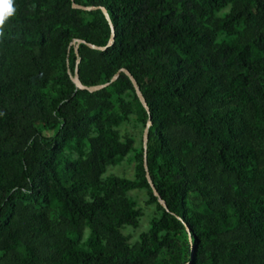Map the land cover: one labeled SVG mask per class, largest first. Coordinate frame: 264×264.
<instances>
[{
  "label": "trees",
  "instance_id": "1",
  "mask_svg": "<svg viewBox=\"0 0 264 264\" xmlns=\"http://www.w3.org/2000/svg\"><path fill=\"white\" fill-rule=\"evenodd\" d=\"M73 2L106 8L111 46L76 54V39L105 46L112 31ZM14 6L0 37V264H264V0ZM76 66L86 86L127 69L149 112L124 72L91 92ZM149 119L167 209L146 177ZM132 150V178L104 175ZM132 190L155 207L134 242L121 231L143 215Z\"/></svg>",
  "mask_w": 264,
  "mask_h": 264
},
{
  "label": "rangeland",
  "instance_id": "2",
  "mask_svg": "<svg viewBox=\"0 0 264 264\" xmlns=\"http://www.w3.org/2000/svg\"><path fill=\"white\" fill-rule=\"evenodd\" d=\"M224 9L222 12H224ZM141 131L142 128L140 126H134L133 124H124L121 127V132L124 133H130L131 136L134 138V146L137 147L140 144L141 140ZM133 155V150L129 152V154L122 160L121 163L116 165H110L107 167L105 174H115L119 176H124L128 178L133 177V165L132 163H129L131 160V157ZM129 194L137 201V206L140 207L143 211V215L140 218V222L138 227L134 228L130 225H125L122 227L121 231L125 235H129L130 242H134L138 239V236L141 232L146 231L150 226V220L154 216V205L146 204L147 195L145 191L142 190H132L129 192Z\"/></svg>",
  "mask_w": 264,
  "mask_h": 264
},
{
  "label": "water",
  "instance_id": "3",
  "mask_svg": "<svg viewBox=\"0 0 264 264\" xmlns=\"http://www.w3.org/2000/svg\"><path fill=\"white\" fill-rule=\"evenodd\" d=\"M73 1V0H72ZM72 7L73 8H78V9H82V10H92V9H96V8H100L106 19L108 20L110 26H111V37L108 41V43L105 45V46H97V45H94V44H91V43H87L85 42L84 40L82 39H76L75 42V52L76 54H78V44L79 43H86L90 48H93V49H98V50H105L107 49L109 46H111L113 44V41H114V26L110 20V16L106 10L105 7H94V6H83V5H79V4H76V3H72ZM79 62V59H77V62H76V65L77 63ZM121 72H124L126 75H128V77L130 78L133 86H134V89H135V92H136V95L137 97L139 98L140 102L143 104V106L145 107V109L149 112V107L147 105V102L137 84V81L136 79L133 77V75L125 68H121L119 69L115 74L114 76L111 78V80L109 82H106V83H103V84H98V85H91V86H86L84 85L80 79H79V74H78V69H77V66H76V69H75V73L74 75L72 76V81L74 82L75 86L79 89H85V90H88V91H96V90H99L101 88H104L105 86L109 85L111 82L115 81L118 76L120 75ZM152 124L151 120L149 119L143 129V134H142V139H143V147H144V166H145V170H146V177H147V180L150 184V187L152 188L153 190V193L154 195L157 197L160 205L162 207H164L165 209H167V206H166V203L163 199H161L158 191L156 190L153 182H152V179L149 175V172H148V168H147V164H146V147H147V141H148V129H149V126Z\"/></svg>",
  "mask_w": 264,
  "mask_h": 264
},
{
  "label": "clouds",
  "instance_id": "4",
  "mask_svg": "<svg viewBox=\"0 0 264 264\" xmlns=\"http://www.w3.org/2000/svg\"><path fill=\"white\" fill-rule=\"evenodd\" d=\"M15 11L14 0H0V37L4 36L6 22Z\"/></svg>",
  "mask_w": 264,
  "mask_h": 264
}]
</instances>
